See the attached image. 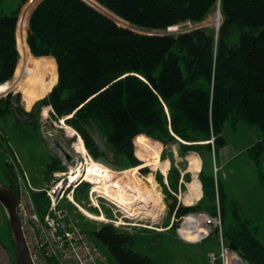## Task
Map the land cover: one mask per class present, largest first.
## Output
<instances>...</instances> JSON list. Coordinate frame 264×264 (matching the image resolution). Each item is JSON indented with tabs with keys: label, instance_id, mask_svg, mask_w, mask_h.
I'll return each instance as SVG.
<instances>
[{
	"label": "trees",
	"instance_id": "1",
	"mask_svg": "<svg viewBox=\"0 0 264 264\" xmlns=\"http://www.w3.org/2000/svg\"><path fill=\"white\" fill-rule=\"evenodd\" d=\"M29 1L19 0L12 12L0 9V90H9V82L23 69L19 17ZM91 1L133 29L123 27L86 0L39 2L28 18L27 63L33 68L23 92L28 107L44 98L30 111L23 108L19 95L0 98L1 129L9 141L15 144L17 139L18 147L20 142L38 140L45 150L41 114L43 108H49L53 120L64 121L70 131L82 137L87 156L113 169L111 177L120 181L128 169L141 166V160L147 162L139 148L147 155L154 142L146 139L163 144V159L171 144L178 145L182 156L190 152L217 156L226 146L225 125L230 122L236 127L243 121L261 133L248 151L258 167L263 164L264 0ZM218 11L222 17L219 27H196ZM173 26H180L181 31L168 33ZM190 26L194 28L183 29ZM49 67L55 72L52 86L44 84ZM93 130L105 140V149L97 143ZM212 137L214 148L207 143ZM46 154L49 159L40 161L45 176L67 170L48 150ZM173 159L168 184L163 175L157 176L170 219L199 211L217 216L218 201L226 244L250 264H264L257 228L242 221L236 208L232 212L236 223L226 227L222 182L218 179L216 189L214 174L207 172L205 161L201 170L199 159L203 197L193 206L179 204L175 194L180 185L187 190L186 183L192 178L190 173L182 175ZM93 168L95 177L110 181L107 169L97 164ZM140 172L146 175L150 169L143 167ZM0 179L15 193L14 177L1 163ZM90 187L86 181L78 184L74 190L78 202L88 198ZM34 199L39 211L45 213L46 194L35 193ZM97 225L92 228L84 221L83 230L111 264H152L149 257L134 250L138 231L132 233L113 223ZM167 227L177 230L178 222H169ZM213 237L217 240L216 230L207 240Z\"/></svg>",
	"mask_w": 264,
	"mask_h": 264
},
{
	"label": "rangeland",
	"instance_id": "2",
	"mask_svg": "<svg viewBox=\"0 0 264 264\" xmlns=\"http://www.w3.org/2000/svg\"><path fill=\"white\" fill-rule=\"evenodd\" d=\"M41 1L42 0H30L21 9L19 17V23L21 21V31L18 34V39L21 51V64L24 61L23 69L21 75L20 72H18L17 75V78L19 77L20 80L16 81L17 78L16 80L12 79L13 81L11 80L9 82L12 87L10 86V89L8 91L3 90L7 97H9V95H11L12 97H16L17 95H19L21 97V105L25 110L26 108L30 109V107L35 104L36 101L44 98L42 97L35 100L34 103H32V105H29L28 107V105H26L27 103L25 101L23 92V90L25 91V89H28V87L26 86V82L30 78L33 68L32 63L29 64L30 61L28 58L26 47L28 18L34 7ZM86 1L95 6L100 11L109 14L108 11H104L93 1ZM18 3L19 0H0V9L5 10L6 12H12L17 8ZM221 20V13L219 12L211 15L204 23L200 25L201 27L206 26L216 28L220 24ZM118 23L123 27L131 28L130 25L124 21ZM19 28L20 26L18 25V29ZM171 29H169L168 33L175 34L181 31L180 26H173L171 27ZM183 29H191V27ZM135 31L139 33H146L141 30ZM45 61L47 62L46 59ZM54 82L55 72L53 70H50L49 67L45 75L44 84L47 86H52ZM2 95L4 94H1L0 96ZM49 112L50 109H42V126L40 132L44 139L43 145L46 151L48 150L53 156L62 161L63 165L66 167L65 169L67 170H61L58 172L55 171L51 172L49 175H44V165L42 162L40 163V161H44V157H47V159H49V155L46 154V151L44 150V148H42L41 144L38 143V140L27 142L25 144L20 142L17 147L16 139L15 146L20 154V158L24 168L30 175L33 185L37 188L46 189V187L51 185L54 180H58L60 176H68V173L70 171L71 174L73 173V175L76 173L74 176H76L78 179H82L91 184L87 199H84L82 202H78L74 193V195H72L73 199L66 197V201H62L60 205L68 212L72 221L82 229L86 228L84 227V221L92 226V228L93 226H98L97 224H108L115 222L116 224L121 225V227L132 233L138 231L134 250L141 255L149 257L152 260V264H208V252L212 250L218 252L219 249L215 237L202 243L189 245L179 239L177 230L168 229L165 232H159L160 230L158 231V229L166 226L167 223H172V221H176L177 219L175 216L172 218V220L170 219V217L168 216L169 204H166L165 196L163 197L164 194H162L164 191L163 189H160V183L158 185L155 181L152 180L151 177H149V175H151L153 179L155 178V180H157L158 182V174L162 175V161L165 162L167 160H170L171 168V160L172 158H174V163L182 171V174L185 175L187 173H190L191 178L194 179V174L191 171L189 162H191L192 156L196 154L197 156H200L202 160V168L204 161L206 162V169L210 174H215L214 162L217 159V167L220 168L218 176L222 182V192L226 197V227H230V225L233 226L236 223V219L232 214L233 209L236 208L237 214L242 221H249L253 225V227L257 228L256 237L264 246V161L263 164L258 167L255 161L251 158L248 151L260 139L261 133L256 126L247 125L243 121L238 122L236 127H234L230 122L227 123L222 132V135L226 141V146L218 152L219 154L217 156H214V154L211 155L206 153L204 157H202L196 152H190L186 156H182L181 152L179 151L178 145L171 144L167 146V151L164 155L165 159L162 158V152L164 150V146H162L161 153H159L158 157L152 162L149 159L148 152L149 149L156 144L153 143L148 148L147 155L139 148V152L146 157L147 162L144 163L143 160H141V166L136 167V169H128L127 171H129V173L126 178L131 174L139 177V169L143 167H148L150 169V173L143 175L140 172L142 176H140L138 180L132 178L130 179V181H127L124 184H118L120 183V181L114 180L111 177V174L114 170L110 169L108 166H105L101 162L97 163V161H95L89 155V157L94 161L91 160L87 156L85 145L83 144V147L81 146L80 140L83 141L82 137L79 136L76 131L74 133L70 131L69 126H67L64 121L61 123L60 121L57 122L53 120ZM93 133L99 146L102 149H105V140L103 139L101 134L97 130H93ZM212 147L214 148V145H212ZM96 164L108 170L107 176L109 177L110 181L106 180V182L108 183L109 187L113 186L111 184V181H115L117 183V187L119 185V188L122 187V191L130 193L131 197L133 198V202H136V206H140V209H138L139 212L135 216H131L129 212H126V210H124L120 206V204L118 206V203L116 201H113V198L111 196H108L104 192H99L96 188L97 185L92 184L93 182L87 180L86 175L94 169L93 167ZM183 169L186 170L184 171ZM224 173H226V177L224 176ZM165 178L164 180H166ZM1 180L2 179H0V182ZM148 180L150 181L148 182ZM151 180L153 181L154 186L151 184ZM191 182L192 180L189 183ZM165 183L168 184V180L165 181ZM189 183H186V187ZM185 191L186 190L183 191L181 189L180 185L179 193L173 194L178 197V195H184ZM67 194L68 192L66 193V195ZM178 201L180 204L181 201L179 198ZM69 202L71 203V205ZM72 204L74 207L72 206ZM217 206L219 208L218 201ZM83 209L89 214L96 216L94 218H97L99 220L90 218L85 215ZM9 227L10 225L8 217L6 216L4 208L0 204L1 264H17L15 248L13 247L10 240L11 238L8 235V233L10 234Z\"/></svg>",
	"mask_w": 264,
	"mask_h": 264
},
{
	"label": "built area",
	"instance_id": "3",
	"mask_svg": "<svg viewBox=\"0 0 264 264\" xmlns=\"http://www.w3.org/2000/svg\"><path fill=\"white\" fill-rule=\"evenodd\" d=\"M3 97L7 95L0 96ZM1 128L0 121V163L8 166L14 177L17 214L32 264H111L97 244L60 206L66 197L70 198L71 193L74 195L75 188L84 180L73 183L70 171L68 176H60L46 189L37 188L24 168L17 149ZM214 140L212 137L208 143L214 145ZM219 171L220 168L215 166L216 189ZM40 192H44L49 201L45 213L39 211L34 199V194ZM176 221L178 236L189 242L202 243L211 237L214 230L217 231L219 249L218 252L208 253V264H250L237 250L226 244L220 208L217 216L203 211L190 212ZM184 226L195 235L194 239L185 235Z\"/></svg>",
	"mask_w": 264,
	"mask_h": 264
},
{
	"label": "bare ground",
	"instance_id": "4",
	"mask_svg": "<svg viewBox=\"0 0 264 264\" xmlns=\"http://www.w3.org/2000/svg\"><path fill=\"white\" fill-rule=\"evenodd\" d=\"M33 4H34V1H33ZM30 9V8H29ZM222 21V20H221ZM221 21H220V24H221ZM135 30V29H134ZM172 30V29H171ZM150 32V31H149ZM10 87V86H9ZM10 89V88H9ZM8 91V90H7ZM1 94H5L3 90H0V95ZM46 109H49V108H46ZM147 140V139H146ZM83 141L80 140V143H81V146L83 145L82 143ZM83 147V146H82ZM155 152H156V149L151 151L149 153L150 155V160L151 161H154L156 159V155H155ZM190 166H191V169L194 173V180L191 184V197L193 196L195 199H197L198 197H200L201 195V190H200V183L198 181V175H199V163H198V160L195 156H192L191 158V162H190ZM167 167H162V174L163 173H166L167 172ZM201 172V171H200ZM81 173V172H80ZM76 174V173H75ZM74 174V175H75ZM82 174V173H81ZM73 173L70 174V179L73 183H75L77 180H79L76 176H74ZM80 176V175H79ZM86 178L88 181H91L93 182L92 184H96V188L99 192H104L106 193L108 196H111L113 198L114 201H116L118 204H120V206L126 210V212H129V214L131 216H135L139 211L138 209H140V206H136V202H133V198L131 197L130 193H126L124 191H118L117 190V183H111L112 187H109L107 183H105L102 179H99L97 177L94 176L93 172L90 171L87 175H86ZM86 180V179H85ZM127 182V181H125ZM131 187V186H130ZM122 188V187H121ZM129 189V187H128ZM70 198L73 199L72 197V193L70 195ZM139 200V199H138ZM185 202L187 203H191L192 202V199L190 197H186L185 199ZM138 203V202H137ZM136 206V207H135ZM81 209V208H80ZM84 214L87 215L88 217L90 218H93V219H97V218H94L96 216H93L91 214H89L88 212H86L84 209ZM93 216V217H92ZM102 219V218H101ZM105 219V218H104ZM99 220V219H97ZM184 232H185V235L189 238V239H194L195 238V235L194 234H191L189 229H187L186 226H184Z\"/></svg>",
	"mask_w": 264,
	"mask_h": 264
},
{
	"label": "water",
	"instance_id": "5",
	"mask_svg": "<svg viewBox=\"0 0 264 264\" xmlns=\"http://www.w3.org/2000/svg\"><path fill=\"white\" fill-rule=\"evenodd\" d=\"M91 1V0H89ZM219 13V11L217 12ZM109 15V14H107ZM111 18L114 16L109 15ZM117 22V18H113ZM222 22V21H221ZM220 24L217 26L219 27ZM17 201L18 198L15 193L8 188H5L3 183L0 182V204L6 212L8 217L10 229L12 232V238L15 243V254H16V263L17 264H32L29 250L27 248L25 238L22 232L21 223L17 214Z\"/></svg>",
	"mask_w": 264,
	"mask_h": 264
},
{
	"label": "crops",
	"instance_id": "6",
	"mask_svg": "<svg viewBox=\"0 0 264 264\" xmlns=\"http://www.w3.org/2000/svg\"><path fill=\"white\" fill-rule=\"evenodd\" d=\"M37 102V101H36ZM34 105V104H33ZM33 105L30 107V109H27L26 108V110L27 111H30L31 109H32V107H33ZM148 141H153L156 145H154L153 146V148L151 149V151H153V150H155L156 149V152H155V155H156V158L158 157V155H159V153H161V151H162V144L160 143V142H158V141H155V140H153V139H151V140H149V139H147ZM145 141V140H144ZM144 141H142V142H144ZM14 146H15V144H13ZM15 148H16V146H15ZM17 149V148H16ZM150 151V152H151ZM149 152V153H150ZM19 153V152H18ZM20 155V154H19ZM196 158H197V160H198V163H199V159H200V162H201V169H202V160H201V158H200V156H197L196 154L194 155ZM214 156H215V154H214ZM149 159H150V155H149ZM217 160V159H216ZM215 160V162H214V166H218L217 165V161ZM153 162V161H152ZM166 162H168V163H166ZM164 163V164H163ZM190 163V162H189ZM190 165V164H189ZM162 167H167L168 169H167V172H168V170H169V168H170V160H167V161H165V162H163L162 161V165H161V169H162ZM219 168V167H218ZM140 170V169H139ZM191 171H192V169H191ZM167 172L166 173H163L162 175H163V177L166 179V180H164V181H167ZM192 173H193V171H192ZM199 173H200V164H199ZM194 174V173H193ZM226 174V173H225ZM182 175H184V174H182ZM140 176H142L141 175V173L139 172V177H136V175H134V174H131V175H129V177H127L126 179L124 178L123 180H120V183H118V184H124L125 183V181H130V179H132V178H135V180H138V178H140ZM149 177H151L152 178V180L153 181H155L158 185H159V182H157V180H155V178L153 179V177L151 176V175H149ZM214 177H215V174H214ZM217 178L218 179H220L219 178V176H217ZM151 180V181H152ZM193 178H192V182H193ZM150 180H148V182H149ZM153 181L151 182V184L154 186V184H153ZM198 181H199V183H200V190H201V195H200V197H198L197 199H195L193 196L191 197L190 195H191V184H192V182L191 183H189V184H187V190L184 192V195H178V198L180 199V201H181V203H183V205H185V206H193V205H195V204H197L198 202H199V200L203 197V188H202V183H201V180H199V178H198ZM121 186V185H120ZM149 186V185H148ZM161 187V186H160ZM160 189H162V187L160 188ZM117 190L118 191H121L122 189L121 188H119V185H118V187H117ZM163 194V193H162ZM165 195H163V197H164ZM186 197H190L191 199H192V202L191 203H187V202H185V199H186ZM113 200V199H112ZM114 201V200H113ZM163 203H164V201H163ZM164 205H165V203H164ZM118 206H119V204H118ZM165 207H166V205H165ZM172 220V219H171ZM113 223V222H112ZM114 224V223H113ZM171 224H173V221H172V223ZM116 226H121V225H119V224H115ZM146 228H147V226H146ZM169 229V227H167V228H165V226H163L161 229H158V231L159 232H162V231H167ZM148 231H150V230H148ZM179 237V236H178ZM179 239L181 240V241H184L186 244H189V245H192V244H198V243H194V242H189V241H185V240H183V239H181L180 237H179ZM218 248H219V246H218ZM213 251V250H212ZM209 252H211V251H209ZM208 252V253H209ZM207 256H208V254H207Z\"/></svg>",
	"mask_w": 264,
	"mask_h": 264
}]
</instances>
